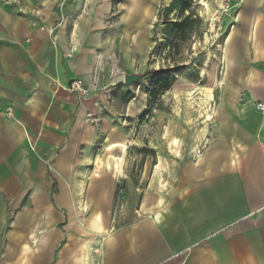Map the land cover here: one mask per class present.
<instances>
[{
    "label": "crops",
    "instance_id": "obj_1",
    "mask_svg": "<svg viewBox=\"0 0 264 264\" xmlns=\"http://www.w3.org/2000/svg\"><path fill=\"white\" fill-rule=\"evenodd\" d=\"M139 6L0 0V264H264V0L223 12L216 99L148 122L143 187L128 149L147 99L123 83L149 69Z\"/></svg>",
    "mask_w": 264,
    "mask_h": 264
},
{
    "label": "rangeland",
    "instance_id": "obj_2",
    "mask_svg": "<svg viewBox=\"0 0 264 264\" xmlns=\"http://www.w3.org/2000/svg\"><path fill=\"white\" fill-rule=\"evenodd\" d=\"M123 1V0H122ZM170 0H138L141 3L140 9L154 6L155 22L158 20V10ZM239 0H197L198 13L202 18L200 32L183 45L180 55L175 57L177 65H188L181 73L175 76L171 88L160 94L152 104H146L145 108L138 115L137 120H133L132 134L136 138V145L128 149L129 159L128 179L132 184H139L143 187L148 182L154 163H156L157 153L162 151V145H156L153 149L148 145V138L152 137L150 123L162 122L164 119L171 122H178L177 110L182 105H210L212 101L206 96V92L213 93V100L216 99L217 81L222 72V46L226 26L223 27L224 13L234 12ZM149 5V6H148ZM145 12H148L147 10ZM223 63V60H222ZM173 57L168 60L163 55H154L151 61H147L149 69H159L176 66ZM193 83L196 85V93L183 90V83ZM184 83V84H185ZM140 91L147 94L140 88ZM185 116V114H184ZM205 120V119H204ZM201 123V121H200ZM194 127V126H193ZM161 128V127H160ZM161 130V129H160ZM195 130H188V132ZM172 135L178 136L177 123L171 128ZM124 187V186H123Z\"/></svg>",
    "mask_w": 264,
    "mask_h": 264
},
{
    "label": "trees",
    "instance_id": "obj_3",
    "mask_svg": "<svg viewBox=\"0 0 264 264\" xmlns=\"http://www.w3.org/2000/svg\"><path fill=\"white\" fill-rule=\"evenodd\" d=\"M197 0H170L158 10V20L154 24V44L149 52L148 62L154 55H163L165 59L173 57L176 66L147 69L135 85L147 94V104H152L157 97L173 85L175 76L188 65H177L175 57L180 55V49L192 37L200 32L202 18L198 13Z\"/></svg>",
    "mask_w": 264,
    "mask_h": 264
},
{
    "label": "built area",
    "instance_id": "obj_4",
    "mask_svg": "<svg viewBox=\"0 0 264 264\" xmlns=\"http://www.w3.org/2000/svg\"><path fill=\"white\" fill-rule=\"evenodd\" d=\"M67 90L71 92H76L79 95H87L89 93V88L84 85L83 81L80 78H75L71 80L67 86ZM257 110L264 111V105L260 102L255 103ZM11 112L8 111V115ZM99 250L95 249L94 253H98ZM88 264H100V260L90 259Z\"/></svg>",
    "mask_w": 264,
    "mask_h": 264
},
{
    "label": "water",
    "instance_id": "obj_5",
    "mask_svg": "<svg viewBox=\"0 0 264 264\" xmlns=\"http://www.w3.org/2000/svg\"><path fill=\"white\" fill-rule=\"evenodd\" d=\"M139 78V74L132 73V74H125L123 77V83L126 86L133 85Z\"/></svg>",
    "mask_w": 264,
    "mask_h": 264
}]
</instances>
